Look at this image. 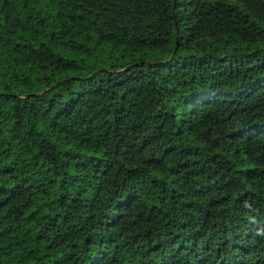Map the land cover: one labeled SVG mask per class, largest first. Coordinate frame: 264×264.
<instances>
[{
	"label": "trees",
	"instance_id": "obj_1",
	"mask_svg": "<svg viewBox=\"0 0 264 264\" xmlns=\"http://www.w3.org/2000/svg\"><path fill=\"white\" fill-rule=\"evenodd\" d=\"M0 264H264V0H0Z\"/></svg>",
	"mask_w": 264,
	"mask_h": 264
}]
</instances>
